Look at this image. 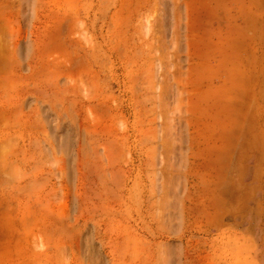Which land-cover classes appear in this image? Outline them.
Masks as SVG:
<instances>
[{
	"label": "rangeland",
	"instance_id": "obj_1",
	"mask_svg": "<svg viewBox=\"0 0 264 264\" xmlns=\"http://www.w3.org/2000/svg\"><path fill=\"white\" fill-rule=\"evenodd\" d=\"M264 0H0V264H264Z\"/></svg>",
	"mask_w": 264,
	"mask_h": 264
},
{
	"label": "crops",
	"instance_id": "obj_2",
	"mask_svg": "<svg viewBox=\"0 0 264 264\" xmlns=\"http://www.w3.org/2000/svg\"><path fill=\"white\" fill-rule=\"evenodd\" d=\"M261 257L264 258V250H263V252H262V254H261Z\"/></svg>",
	"mask_w": 264,
	"mask_h": 264
}]
</instances>
